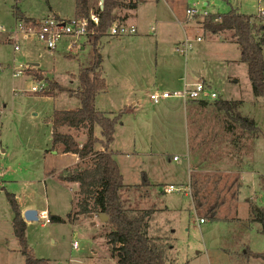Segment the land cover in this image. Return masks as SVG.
<instances>
[{
	"label": "rangeland",
	"instance_id": "rangeland-1",
	"mask_svg": "<svg viewBox=\"0 0 264 264\" xmlns=\"http://www.w3.org/2000/svg\"><path fill=\"white\" fill-rule=\"evenodd\" d=\"M135 1L136 32L99 39L106 91L97 96L95 105L104 112H122L110 144L123 175L120 199L131 209H158L149 234L167 237L173 248L169 257L176 264L263 263L249 252H264V235L250 212V203L264 207V95H253L239 47L228 40V33L203 31L196 21L231 8L257 18L264 0ZM97 2L90 0L91 9ZM50 5L65 17L74 15V0H0L4 28L0 29V264H24L6 193L14 194L19 207L63 219L43 223L45 219L38 216L26 224V242L36 257L48 264H117L105 242V222L96 214L67 217L77 210L78 185L61 175L65 169L87 165V160L78 164L76 155L62 153L59 144L52 148L49 119L55 109L79 107V99L66 90L44 92L54 81L75 87L72 75L88 61L91 46L67 51L59 44L48 50L27 40L19 41L14 50L10 39L15 13L38 17ZM187 7L196 13L186 14ZM114 11L118 20L133 15L119 8ZM182 41L190 43L185 53L175 50ZM198 79L217 92V98L240 100L239 112L252 118L257 130L232 124L211 100L207 105L195 100L185 104L176 99L149 100L156 87L170 90ZM172 82L177 85L171 87ZM33 85L44 90L32 91ZM61 130L79 142L85 140L86 129ZM95 135L100 136L98 127ZM95 147L101 148L98 143ZM173 155L178 161L172 160ZM163 183L179 191L165 194ZM197 186L200 194L204 190L210 194L209 201L217 196L223 202L217 220H210L206 209L194 207ZM235 189L237 199L232 200Z\"/></svg>",
	"mask_w": 264,
	"mask_h": 264
},
{
	"label": "trees",
	"instance_id": "trees-1",
	"mask_svg": "<svg viewBox=\"0 0 264 264\" xmlns=\"http://www.w3.org/2000/svg\"><path fill=\"white\" fill-rule=\"evenodd\" d=\"M99 2V0H97ZM90 0H74V15L87 17L90 12L97 13L99 24L93 26L92 33L87 36V43L91 46L89 59L80 63L76 75L75 87L66 88L56 81L47 85V89L58 91L66 90L77 97L80 106L74 109H55L49 119L51 124L52 148L58 144L62 153L76 155L79 161L87 160V165L65 169L61 179L66 182H74L77 188V210L74 214H68V218H75L76 214L107 215L105 242L110 249V257L116 259L117 264H176L169 257L172 245L167 237L149 234L150 220L157 208L131 209L120 199V189L124 186L123 176L110 144L113 140L115 127L121 123V113L113 111L104 112L97 109L95 101L100 93L106 91V83L101 75L102 55L99 39L105 34L109 26L117 20L116 9L134 8L132 0H102L101 8L98 2L95 9L89 6ZM16 18L23 19L27 23H37L38 20L25 17L21 13H15ZM261 19L252 15L238 12L235 8L227 12L205 14L202 19L196 21L203 31L213 34L228 33V40L234 41L239 47V61L246 66V73L250 82L252 93L255 97L264 95V36ZM36 74V73H34ZM56 92H53L55 94ZM201 105H207V101H198ZM230 119L247 131H256L254 120L239 112L240 100H228L215 98L211 103ZM78 131L86 129V137L79 142L68 131L61 128ZM99 128L100 136L95 135V128ZM231 129V128H229ZM101 148H96V144ZM144 179L142 182L147 183ZM240 186V183L237 185ZM201 186L195 190L194 207L206 209V216L210 220H217V209L223 204L214 198L209 201V195L204 190L200 194ZM238 190L231 191L232 200L237 199ZM6 199L12 211L11 226L16 238L19 251L24 257V264H48V260L36 257L28 247L25 237L26 222L23 219L21 209L14 194L6 193ZM251 220L258 222L259 231L264 235V207H258L250 203ZM58 215H49V222H61ZM247 253V251H246ZM254 257L264 261V252H249Z\"/></svg>",
	"mask_w": 264,
	"mask_h": 264
},
{
	"label": "built area",
	"instance_id": "built-area-1",
	"mask_svg": "<svg viewBox=\"0 0 264 264\" xmlns=\"http://www.w3.org/2000/svg\"><path fill=\"white\" fill-rule=\"evenodd\" d=\"M100 0L98 2L99 8H101ZM186 14L192 15L196 13L195 9L188 7L185 10ZM202 13H206L202 11ZM261 19L260 23L264 26V6L260 5L257 9V18ZM191 18V17H190ZM189 19V18H188ZM97 26L99 24V16L97 13L90 12L87 17H77L75 15L71 17H61L53 14L45 16L37 23H27L23 19L16 18L14 24L11 27L12 35L10 39H13V49L19 48V41L36 40L44 48L48 50H54L59 44H64V48L67 51L73 49L79 50L84 42H87L88 34L92 33L93 26L89 29V25ZM1 30L4 28L0 27ZM136 32V27L124 22L114 21L104 35L109 37H120L124 35H130ZM264 36V34H263ZM200 39L197 37V40ZM182 47L177 46L176 51L185 53L189 48L190 43L188 41H182ZM32 91L43 89L40 87L31 86ZM167 98H176L181 101L187 100H213L217 98V92L212 90L206 85L203 80L198 79L190 84L183 83L180 88L177 89H154L149 93V100L152 103H158L159 101ZM172 160L177 161L178 157L173 156ZM174 185L170 184L165 187L166 191L174 190ZM38 216L45 219L43 223L49 222V218L45 211H41ZM202 218L199 222H203ZM72 247H77V242H72Z\"/></svg>",
	"mask_w": 264,
	"mask_h": 264
},
{
	"label": "crops",
	"instance_id": "crops-1",
	"mask_svg": "<svg viewBox=\"0 0 264 264\" xmlns=\"http://www.w3.org/2000/svg\"><path fill=\"white\" fill-rule=\"evenodd\" d=\"M123 1H125V0H123ZM133 2H135V7L134 8H120V9H122V10H125V11H127V12H130V13H132L133 15L132 16H128L127 18H124V19H122V20H118L117 19V21H119V22H124V23H127V24H131V25H134L135 26V23H134V20H133V16H134V10H135V8L137 7V4H138V2H136L135 0H132ZM139 1H142V0H139ZM49 8H50V10L48 11V12H45L43 15H39L38 17L37 16H29V15H24L25 17H29V18H37L36 20H41V19H43L45 16H47V15H49V14H53V15H56V16H61V17H65V16H63V15H61L56 9H54L51 5L49 6ZM188 8V7H187ZM186 8V9H187ZM185 9V10H186ZM119 14V13H118ZM16 19V18H15ZM121 37V36H120ZM119 37V38H120ZM110 38H112V37H110ZM87 44V42H84L83 43V45H82V47H81V49H83L84 48V46ZM177 47V46H176ZM175 50H176V48H175ZM35 64V63H34ZM36 66H38L37 64H36ZM101 68H102V65H101ZM195 74V76L196 77H198L199 76V73H194ZM175 78H179V77H175ZM203 80V79H202ZM174 85H177V83L176 82H172L171 83V87H173ZM181 86H182V84H181ZM181 86H179V87H175V88H171V89H177V88H180ZM156 89H157V87H156ZM164 89V88H163ZM166 90H169V89H166ZM168 99H176V98H167V99H163V100H168ZM176 100H180V99H176ZM208 100H210V99H204V100H195V101H208ZM182 103H184L185 104V102H183L182 101ZM121 123H122V121H121ZM173 156H176V155H173ZM172 156V157H173ZM178 161V160H177ZM123 176V175H122ZM171 183H167V184H162L163 185V187H162V192H164L165 194H168L169 192H171V191H173V190H171V191H166L165 190V187L167 186V185H170ZM173 185V184H172ZM176 189V188H175ZM176 190H178V189H176ZM179 191V190H178ZM185 194H186V192H185ZM28 208H31V207H20V209H21V212H23L25 209H28ZM164 208H168L167 206H164ZM161 210V209H160ZM44 211V210H43ZM37 214H39L38 212H37ZM26 222V224H28V221H25ZM205 222V221H204ZM203 222V223H204ZM149 228H150V226H149ZM160 229V228H159ZM166 231V230H165ZM153 235H157V233H155L154 232V234ZM160 235V234H159ZM173 249V248H172ZM171 250V249H170ZM246 252V251H245ZM171 259H173V257H171ZM254 259H256V258H254ZM258 259V258H257ZM174 260V259H173ZM175 261V260H174ZM262 261V260H261ZM263 263H260V264H264V261H262ZM208 264H209V261H208Z\"/></svg>",
	"mask_w": 264,
	"mask_h": 264
},
{
	"label": "water",
	"instance_id": "water-1",
	"mask_svg": "<svg viewBox=\"0 0 264 264\" xmlns=\"http://www.w3.org/2000/svg\"><path fill=\"white\" fill-rule=\"evenodd\" d=\"M101 2H102V0H100V3ZM29 64H34V63H29ZM89 215L91 217L95 216L94 214H89ZM22 216H23V219L25 221H28V222L29 221H34V220H37L38 219L37 211L35 209H32V208L25 209L22 212ZM96 216L100 219L101 222H106L107 221V215L106 214L97 213Z\"/></svg>",
	"mask_w": 264,
	"mask_h": 264
}]
</instances>
